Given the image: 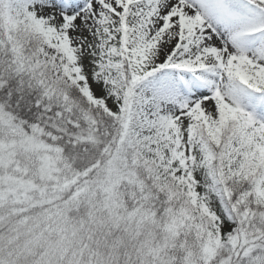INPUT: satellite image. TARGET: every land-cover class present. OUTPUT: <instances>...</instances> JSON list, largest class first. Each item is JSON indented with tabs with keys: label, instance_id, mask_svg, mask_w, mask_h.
Instances as JSON below:
<instances>
[{
	"label": "snow or ice",
	"instance_id": "1",
	"mask_svg": "<svg viewBox=\"0 0 264 264\" xmlns=\"http://www.w3.org/2000/svg\"><path fill=\"white\" fill-rule=\"evenodd\" d=\"M0 264H264V0H0Z\"/></svg>",
	"mask_w": 264,
	"mask_h": 264
}]
</instances>
